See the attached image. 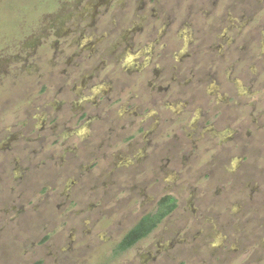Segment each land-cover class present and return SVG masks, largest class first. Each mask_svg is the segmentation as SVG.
Returning a JSON list of instances; mask_svg holds the SVG:
<instances>
[{
	"label": "flooded vegetation",
	"instance_id": "obj_1",
	"mask_svg": "<svg viewBox=\"0 0 264 264\" xmlns=\"http://www.w3.org/2000/svg\"><path fill=\"white\" fill-rule=\"evenodd\" d=\"M51 1L53 6L57 2ZM244 2L246 0H153L152 6L148 3V8L146 4H134V21L124 31L131 37H119L127 41L118 44L117 40L112 50L96 49V46L89 49L84 46L86 43H82V47L70 53L79 61L83 55L81 63L87 66L92 57L98 55L94 63L98 66L94 70L96 74L98 70L103 71L105 78L98 81V86L91 85L77 91L67 90L65 87L72 74L82 70L78 67L79 63L71 65L60 63L59 60H56L57 63L51 62L55 68L49 77L50 88L56 96L64 93L65 97V100L59 101V107L54 111L56 113L62 110L65 103L66 109H69L71 117L75 119L63 123L64 126L70 124V131H52L49 135L52 145L59 141L58 145L62 147L71 135H75L82 139L80 142L84 146L89 135L87 133L85 137L74 131L73 126L76 124H81L83 130L88 122L107 120V123H114L108 109V114L103 117L97 113L101 111V107H98L96 101H108L107 97L113 93L112 89H104L109 83L115 84L114 88L117 90V98L113 103L122 102L125 108L118 118L126 120L127 128L132 130L126 139L130 141L133 151H136L138 144L135 126L139 125V130L141 125V132L146 135L140 152H134L138 157L129 164L132 171L130 170L128 178L132 180L130 173L134 170L137 172L134 174L143 171L139 167L142 156L146 162L143 163L146 166L144 177L147 178L152 195L139 202L136 199H140V196L134 194L131 197V213H140L130 225L123 219L121 223L115 224L102 212L96 215L101 226H105V221H111V225L116 226V231L119 230L116 236L120 238L110 247L113 258L112 261L109 260L111 263H116L119 257L145 243V250L150 251L149 258L139 264H195V260L190 263L188 256L183 255L182 245H185V239L179 237L183 233L185 236H193L192 239H199L201 249H206L205 256L200 260L202 264H210L211 259L215 258L211 246L221 251L224 262L227 263L230 251L226 250L234 245L237 247L231 252L239 254L257 246L264 249V242L260 245L257 242L251 244L264 236V5L259 2V10L246 11ZM111 25L113 29H117L116 22ZM43 28L44 37H48L49 31L54 27ZM100 37H96L94 42L98 44L104 41L107 35L102 33ZM76 41L73 40L66 47L71 49ZM52 50L57 53L55 46H52ZM52 58H55L54 55ZM92 62L95 61H91V64ZM106 81L109 83H105ZM67 94L70 95L69 98ZM82 119L86 120L81 122ZM3 135L5 131L0 128V139ZM19 138L21 139L20 136ZM19 138L13 137L10 141L13 143ZM29 141L31 140L26 143ZM79 145L80 143H73L62 149L56 166L53 164L55 158H51L50 162L54 166L53 168L50 164L52 175L47 170L46 161L49 160L42 159L38 161V167L33 169L30 178L26 177L25 181L23 177L13 179L17 190L13 192L14 197L11 196L9 202H16L18 210L11 208L12 215L6 219V223L0 218V248L4 245V257L10 258V261L5 259L1 264H18L13 257L25 256L23 251L20 254L24 244L32 245L25 241L20 244L12 230L13 226L20 227V219L26 214L24 204L27 205L28 200L24 202L27 197L24 194L28 188H39L45 183L47 185L42 186H48L52 190L57 182L60 183L59 178H63L67 186L71 184L76 187L80 183L70 178L72 171L68 169L70 159L68 161L67 157L69 154L73 159L77 158L75 153ZM102 145V139H99L92 151L96 155L100 154ZM13 148L6 149L11 151ZM6 149L0 150V171L1 162L4 167ZM18 158L19 156L10 162L16 163ZM83 159L84 157L75 164L74 170L84 171ZM95 160L89 166H102L98 165L96 158ZM106 168L104 171L101 168L102 172L110 179L115 170L108 166ZM168 168L177 172L175 178L183 182L187 179L182 172H193V179L190 180L197 196L190 197L194 201L188 200L189 204L180 213L177 210L182 196L172 193L178 188L175 186L169 192L168 189L162 190L164 186H156L160 183L159 174ZM25 171H29V167ZM45 177L52 178L45 182ZM2 182L0 172V184ZM116 182L118 177L109 185ZM161 183H164L163 179ZM92 185L91 190L95 191L97 185ZM48 188L42 202L45 206L50 204L47 202H50L52 195ZM166 198H170L171 203L175 204L174 209L167 214ZM39 200L31 208L34 213H37ZM116 207L119 212L117 204ZM4 215H8V212ZM34 227L36 226L33 224L31 228ZM132 231L129 242L133 243L125 251L119 252L121 243ZM107 232L108 235L115 233H110L111 230L108 229ZM13 233L15 236L11 238ZM215 234L222 236L217 247L211 244ZM137 235L141 236L136 238ZM154 235H157L155 239ZM149 239L151 241L147 242ZM174 247L177 248L175 252L172 251ZM168 251L173 253L168 254ZM191 257H195L194 253ZM200 261L198 259V263ZM246 262L245 259L241 264H247Z\"/></svg>",
	"mask_w": 264,
	"mask_h": 264
},
{
	"label": "rangeland",
	"instance_id": "obj_2",
	"mask_svg": "<svg viewBox=\"0 0 264 264\" xmlns=\"http://www.w3.org/2000/svg\"><path fill=\"white\" fill-rule=\"evenodd\" d=\"M56 1L53 6L51 0H0V128L5 131V135L0 139V150L14 147L11 151L6 149L7 156H5L4 167L1 162L0 172L3 182L0 184V218L3 223H6V219L12 215L11 208L14 207L15 211L18 210L16 202L13 204L9 202V198L14 197L13 192L17 190L14 187V178L23 177L24 181L26 177L30 178L33 169L38 167V161L42 159L49 160L46 161L48 163L47 170L49 175H52L50 164L53 168L54 166L50 162L51 158H55L53 164L56 166L55 163H59L62 149L70 144L76 143L77 145L80 143L78 151L75 153L77 158L73 159L72 155L67 154L68 161L70 159V165L67 166L72 171L70 178L80 181L77 186L75 185L76 187H72L71 184L67 186L64 184L63 178H59L60 183L56 181L58 184H55L52 190L48 186L43 187V184H47L42 183L39 188H28L27 193L24 194V197L26 195L28 197L24 199V202L28 200L26 201L27 205L24 204L26 214L20 219L22 221L21 228L17 225L13 226L12 230L15 231L20 244L25 241L32 243V245L25 243L24 250L22 248L20 252L21 254L23 251L25 256L13 257V259H17L16 263L18 262V264L20 262L33 264L37 261H42L43 264H106L107 262V264H139V262L142 263L146 258H149L150 251L145 250V243L119 257V261H115L116 263H111L113 258H111L110 247L120 236H116L119 230L116 231V226H112L110 222L121 223V219H123L130 225L136 215L140 213H131L132 204H129L130 200H133L131 197L134 194L140 196V199H136L139 202L152 195L149 190L150 186L147 185V178L144 177L146 166L144 167L143 163L146 162L142 156L139 159V167L143 171L134 174L137 173L134 170L133 173H130L134 179L133 177L132 180L128 178L129 172L132 171L129 164L138 157L134 152H140L143 138L146 136L145 132H141V125L139 130V125L135 126L138 132V144L136 151H133L130 141L126 139L132 130L127 128L126 120L118 118V115H121L125 108H123L122 102L113 103L114 99L117 98V90L114 88L115 84L106 81L105 83H109L111 86L106 84L104 89H112L113 93L107 97L108 101L106 99L96 101L98 107H101V111L97 113L103 117L104 114H108V109L114 123H107V120L106 122H88L87 127L83 130L80 127L81 124H76L73 126L75 127L74 131L80 135H85V137H87V133L89 135L84 146V143L81 144L82 141L80 142L82 139L75 135H71L62 147H59V141H55V144L52 145L50 143L52 139L49 137L52 131L55 133L56 131L63 133L64 129L70 131L72 129V127H68L70 124L64 126L63 123L75 119L71 117L72 114L68 108L66 109L65 103L63 109L55 113L54 109L59 107V101L65 100V97L64 93L58 96L54 94L53 89L50 88L49 77L55 68L52 64L58 62L56 60L71 65L79 63L78 67L82 70L72 74L73 76L65 88L77 91L91 85L98 86V81L101 82L105 79L103 71L98 70L96 74L94 70L98 66L94 64L98 55H94L87 66L81 63L83 55L80 56L79 61L72 56L74 54L70 53L76 48L82 47V43H86L84 46L86 45L89 49L96 46V49L99 47L112 50L117 40L119 41L118 44L127 41L122 38L131 37L124 31L134 21V4H146L148 8L149 4L152 6L153 0ZM259 2L264 5V0H246L244 2L246 11L247 9L259 10ZM112 22L117 23V29L112 28ZM101 23L103 26L99 27ZM137 24L135 23V25ZM44 26L54 27L49 31L48 37L43 35ZM102 33L107 35L106 39L98 44L95 43L94 39L96 37L101 38ZM73 40H77L76 43L71 45V49L67 48L66 46L71 44ZM52 46H55L57 53H53ZM53 55L55 58H52ZM91 61L95 62L91 64ZM51 62L53 63L51 64ZM99 74L100 76L97 77ZM84 92L87 93V91ZM68 96L70 95L67 94V98H69ZM99 117L101 118V116ZM85 120L82 119L81 122ZM39 128L42 129L38 130ZM13 137L19 139L12 143L10 139ZM99 139H102L103 145L100 154L96 155L92 148L96 143H99ZM28 140L31 141L26 143ZM17 156H19L17 162L11 163L10 160L13 161ZM83 157L84 171L74 170L75 164ZM101 157L103 159H100ZM95 158L98 160V165L103 167L89 166L91 162H96ZM107 166L109 169L115 170L110 179L104 174L105 172H102L104 168L107 170ZM28 167L29 171L26 172L25 169ZM162 172L158 177L160 183L156 186H164L162 190L168 189L169 192L175 186L178 188L176 192L172 191V193L178 197L182 196L177 210L180 213L190 201H194L192 196L195 195L196 191L190 180L193 179V172L191 174L182 172V175L187 179L185 182L176 179L177 172L172 171L171 168L163 169ZM136 175L138 176L136 177ZM116 177H118V182L110 186L109 184ZM51 178L47 177L45 182ZM162 179L164 183H161ZM92 184L97 185L95 191L91 190ZM47 188L53 196L51 195L50 202H47L50 204L45 206L42 202H44L43 197L47 195ZM37 199L41 200H39V204L37 203L39 206L36 207L37 213H34L31 208L36 205ZM183 199H186V202H183ZM116 204L119 206V212L116 210ZM6 211L8 215L5 216ZM100 212L109 216L108 219L111 220L105 221L103 223L105 226H101V223L96 219V215ZM33 224L36 226L34 229L31 228ZM106 228L111 230L110 233L112 234L115 232L114 236L108 235ZM86 231L87 233H85ZM15 235L13 233L11 238H14ZM193 235H195L194 232ZM155 237L157 235H154L153 239ZM179 237L185 239L182 251L184 252L183 255L188 256V261L191 263L195 260V264H202L200 260L205 256L204 251L206 249H201L199 239H192L193 236H185V233L180 234ZM221 239L222 236L215 234V239L211 244H215L217 247ZM261 239L255 240L251 244L257 242L260 245L264 242V236ZM150 241L149 239L147 242ZM3 247L4 245L0 248V264L7 259L4 257ZM211 247L216 259L213 257L214 259H211L210 264H241L245 259L247 264H264V249H260L258 246L247 249L241 254L231 252L237 247L236 245L230 247L226 250L230 251L228 252V263L224 262L221 251ZM176 250L177 248L174 247L172 251L175 252ZM173 252L168 251L167 253ZM193 253L195 257L192 259ZM152 255L154 257L153 253ZM10 257L12 256L10 255ZM7 261H10L9 256Z\"/></svg>",
	"mask_w": 264,
	"mask_h": 264
},
{
	"label": "trees",
	"instance_id": "obj_3",
	"mask_svg": "<svg viewBox=\"0 0 264 264\" xmlns=\"http://www.w3.org/2000/svg\"><path fill=\"white\" fill-rule=\"evenodd\" d=\"M166 201H167V207H168V209H167V211H166V214L167 213H169L170 211H172L173 209H174V207H175V204L174 203H171V199L170 198H166ZM137 230V229H136ZM133 233V231L132 232H130L129 234H127V236L125 237V239L123 240V242L121 243V245H120V247H119V252H123V251H125L128 247H129V245L130 244H132L133 242H129V240H130V235ZM141 235H137V237L136 238H139Z\"/></svg>",
	"mask_w": 264,
	"mask_h": 264
}]
</instances>
